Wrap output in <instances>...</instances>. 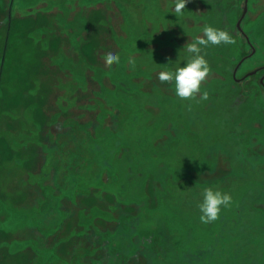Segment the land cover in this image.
<instances>
[{"label": "rangeland", "instance_id": "1", "mask_svg": "<svg viewBox=\"0 0 264 264\" xmlns=\"http://www.w3.org/2000/svg\"><path fill=\"white\" fill-rule=\"evenodd\" d=\"M173 7L0 0V264H264L263 72L233 78L264 66V0ZM205 25L236 43L181 100L158 74ZM205 188L232 197L208 224Z\"/></svg>", "mask_w": 264, "mask_h": 264}, {"label": "clouds", "instance_id": "2", "mask_svg": "<svg viewBox=\"0 0 264 264\" xmlns=\"http://www.w3.org/2000/svg\"><path fill=\"white\" fill-rule=\"evenodd\" d=\"M188 0H174L172 12L176 17L183 15ZM236 43V40L225 29L205 25L202 35L193 42L186 43L184 49L189 54L184 66H178L175 70H164L158 74L159 81L175 84V94L181 100H196L200 96L201 100L208 98L205 91L201 95V86L211 73L209 61L206 59V49L211 46H228ZM107 67L111 68L114 64L119 65L120 56L117 53L109 52L104 57ZM129 65L134 69L136 66L135 58L130 56ZM232 197L228 193L212 188H205L202 192V201L198 208L201 213L199 219L202 223L208 224L219 219L222 208L231 205Z\"/></svg>", "mask_w": 264, "mask_h": 264}, {"label": "flooded vegetation", "instance_id": "3", "mask_svg": "<svg viewBox=\"0 0 264 264\" xmlns=\"http://www.w3.org/2000/svg\"><path fill=\"white\" fill-rule=\"evenodd\" d=\"M243 15H244V12H243V10H242L241 18H243ZM241 18H240V19H241ZM240 19L236 22V24H235L236 26H235V27H236V29L240 32V34L243 36V38H244V40L246 41V43L248 44L249 52H248L247 55H246V56H248V55L253 54L254 50H253V48H252V46H251V44H250V42H249V40H248V37H247L246 33L243 32V30L241 29V26H240ZM237 23H238V25H237ZM236 68H237V67H236ZM260 70H261V71H260ZM258 71L263 72V73H262V76L259 78L258 82L260 83L261 87H264L263 84H262V81H263V78H264V66H259L257 69L253 70V71L250 72L249 74H245V75H244L243 77H241L240 79L235 77V71H234V72H233V78H234V80L239 81V80H241V79H243V78L245 79V77H247V76H250V75L256 74Z\"/></svg>", "mask_w": 264, "mask_h": 264}, {"label": "water", "instance_id": "4", "mask_svg": "<svg viewBox=\"0 0 264 264\" xmlns=\"http://www.w3.org/2000/svg\"><path fill=\"white\" fill-rule=\"evenodd\" d=\"M245 11V7L243 8V12ZM237 25H238V23H237Z\"/></svg>", "mask_w": 264, "mask_h": 264}]
</instances>
